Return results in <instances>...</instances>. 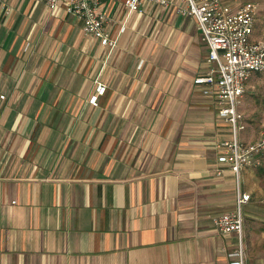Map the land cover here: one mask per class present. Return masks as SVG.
Listing matches in <instances>:
<instances>
[{
	"label": "crops",
	"instance_id": "1",
	"mask_svg": "<svg viewBox=\"0 0 264 264\" xmlns=\"http://www.w3.org/2000/svg\"><path fill=\"white\" fill-rule=\"evenodd\" d=\"M124 1L102 2L103 45L62 1L0 0V264H229L241 245L264 264V177L218 160L233 126L195 82L197 21ZM239 193L242 238L214 223Z\"/></svg>",
	"mask_w": 264,
	"mask_h": 264
},
{
	"label": "built area",
	"instance_id": "2",
	"mask_svg": "<svg viewBox=\"0 0 264 264\" xmlns=\"http://www.w3.org/2000/svg\"><path fill=\"white\" fill-rule=\"evenodd\" d=\"M80 19L87 35L98 38L103 45H115L109 30L110 18L102 8L103 0H46L50 7L59 2ZM174 0H125L129 12L146 10L147 3L170 7ZM178 12L189 15L197 21L204 41L209 47L207 71L195 77V82L203 86V92L210 95L219 105V113L233 126V137L219 143L218 160L228 165L240 184L242 170L261 164L264 155V129L258 139L246 142L238 132L244 128L242 113L238 104L247 89L249 79L256 72L264 73V41L253 37L256 6L239 0H181ZM126 27H122L125 30ZM106 85L97 81L95 93L91 97L94 105L106 91ZM6 94L0 93V114L3 111ZM218 174L223 173L220 167ZM250 199L249 193H239L236 208L217 215L214 223L224 232H237L242 238L244 231L243 204ZM229 264H246L243 246L228 253Z\"/></svg>",
	"mask_w": 264,
	"mask_h": 264
},
{
	"label": "rangeland",
	"instance_id": "3",
	"mask_svg": "<svg viewBox=\"0 0 264 264\" xmlns=\"http://www.w3.org/2000/svg\"><path fill=\"white\" fill-rule=\"evenodd\" d=\"M242 3H252L256 6V22L253 37L264 41V0H239L236 6ZM195 20H191V27H196ZM196 29V28H195ZM200 30V29H199ZM201 32V30H200ZM238 110L242 113L241 123L244 128L238 134L245 141H254L259 138L264 129V73L256 72L247 83V89L238 104ZM225 118V117H224ZM234 133V131H232ZM258 167L260 175L264 177V155L261 157ZM256 168V166H254ZM262 173V174H261ZM241 185L245 183L242 170Z\"/></svg>",
	"mask_w": 264,
	"mask_h": 264
}]
</instances>
